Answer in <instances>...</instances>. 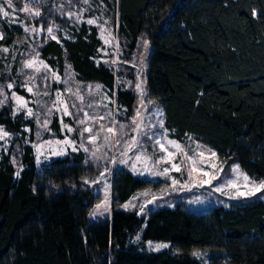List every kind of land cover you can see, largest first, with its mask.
I'll use <instances>...</instances> for the list:
<instances>
[{
	"label": "trees",
	"instance_id": "obj_1",
	"mask_svg": "<svg viewBox=\"0 0 264 264\" xmlns=\"http://www.w3.org/2000/svg\"><path fill=\"white\" fill-rule=\"evenodd\" d=\"M88 14L119 17L120 67L135 77L143 41L148 59L146 96L163 111L171 138L192 136L212 150L229 174L237 163L264 185V0H90ZM82 0H38L33 22L44 29L41 56L76 79L113 91L120 69L99 61V28L85 20L61 42L47 29L64 25L65 12ZM62 14H61V12ZM19 29V27L17 28ZM11 42L14 32L3 26ZM22 93V91H21ZM132 84L118 86L117 101L136 108ZM0 113V123L20 130ZM19 165L0 161V264H264V187L207 212L163 206L146 216L121 205L159 183L129 170L114 174L111 219L92 221L100 200L92 180L99 173L84 154L57 157L40 168L31 145ZM17 173H19L17 175ZM141 232L140 242L133 240ZM148 241L169 249L148 252Z\"/></svg>",
	"mask_w": 264,
	"mask_h": 264
},
{
	"label": "rangeland",
	"instance_id": "obj_2",
	"mask_svg": "<svg viewBox=\"0 0 264 264\" xmlns=\"http://www.w3.org/2000/svg\"><path fill=\"white\" fill-rule=\"evenodd\" d=\"M37 1L10 0L9 8V0H0L9 13L8 16L0 13L3 37L0 39V113L4 111L2 117L10 113L20 126V130H11L0 123V129L8 133L0 139V161L8 155L21 169L19 155L23 145L33 147L39 168L57 157L84 154L87 162L99 169L92 180L90 177L85 180L95 185L100 195L90 214L92 221L100 222L111 219L113 177L120 170L159 183L136 192L121 205L122 209L143 217L163 206L182 205L194 212H207L218 204L227 205L230 199L261 190V180L249 177L237 163H232L230 173L226 174L216 151L200 140L187 136L179 141L169 136L162 109L146 96L148 59L152 51L148 41L142 42L138 57L130 61L135 73L131 78L124 67L119 68L122 53L119 17L114 25L105 13H97L96 7L94 15L88 14L94 9L90 0H82L79 8H69L62 15L64 25L52 26L50 36L59 42L71 39L82 20L87 23L92 20L94 23L88 24L99 28L102 41L99 61L118 68L116 72L124 69L117 73L113 91L99 83L82 82L76 79L69 65L61 72L41 56L44 29L32 21ZM25 7L30 11H23ZM4 25L14 32L11 42L5 39ZM29 62L32 67H27ZM123 81L128 86L132 84L137 97L133 115L117 101L118 86ZM86 128L91 131H85ZM108 128L113 131H107ZM140 239L141 232L134 244ZM158 245L167 247L157 249ZM169 247V242L148 241L142 248L157 252Z\"/></svg>",
	"mask_w": 264,
	"mask_h": 264
},
{
	"label": "snow or ice",
	"instance_id": "obj_3",
	"mask_svg": "<svg viewBox=\"0 0 264 264\" xmlns=\"http://www.w3.org/2000/svg\"><path fill=\"white\" fill-rule=\"evenodd\" d=\"M85 2H87V0H85ZM8 7H9V8L12 7L10 0H9V3H8ZM22 10H23V11H26V12H27V11H30V9H28L27 7L23 8ZM0 13H2L4 16H8V15H9L8 11H6V10L4 9L3 5H0ZM35 14H36V15H39L40 13H39V12H36ZM88 23H89V24H92V23H94V21L89 20ZM47 31H48L49 33H51V32H52V28H48ZM2 38H3V37L0 36V39H2ZM53 39H55L54 36H53ZM5 51H6V49H5ZM27 67H32V63L29 62L28 65H27ZM9 87H11V85H9ZM29 91H31V89H29ZM17 99L19 100L20 98H17ZM28 114L31 115V110H29ZM82 123H83V121H82ZM70 130H71V129H70ZM85 131H91V129L86 128ZM107 131L112 132L113 129H112V128H108ZM0 133H2V135H0V139H3L4 137H6V136L8 135V133L3 132L2 129H0ZM93 139H94V137H93ZM157 143H159V141H157ZM170 143H173V142H170ZM160 147L163 148L164 146H163V145H160ZM213 155H214V154H213ZM173 167H176V166L173 165ZM176 170L179 171V168L176 167ZM18 174H19V173H17V175H18ZM205 175H207V173H205ZM260 187H264V185H261ZM257 190H258V189H257ZM160 247H167V245H158V246H157V249H159Z\"/></svg>",
	"mask_w": 264,
	"mask_h": 264
}]
</instances>
